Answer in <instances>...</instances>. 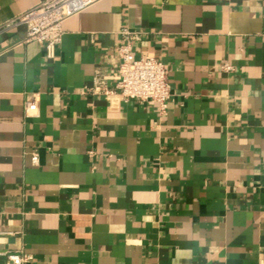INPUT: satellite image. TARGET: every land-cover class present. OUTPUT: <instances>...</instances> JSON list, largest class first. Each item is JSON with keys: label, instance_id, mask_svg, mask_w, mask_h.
<instances>
[{"label": "crops", "instance_id": "1", "mask_svg": "<svg viewBox=\"0 0 264 264\" xmlns=\"http://www.w3.org/2000/svg\"><path fill=\"white\" fill-rule=\"evenodd\" d=\"M42 1L0 0V264H264V0H97L52 57L9 25ZM123 28L165 108L82 93Z\"/></svg>", "mask_w": 264, "mask_h": 264}, {"label": "built area", "instance_id": "2", "mask_svg": "<svg viewBox=\"0 0 264 264\" xmlns=\"http://www.w3.org/2000/svg\"><path fill=\"white\" fill-rule=\"evenodd\" d=\"M97 0H44L35 7L22 13L9 25H23L26 29L25 41L35 40L41 43L46 56L52 57L55 48L61 42L62 23L68 17L90 6ZM140 31L123 28L120 31L121 42L117 47L119 58L118 81L115 87L108 86L105 76L97 71L91 86L85 87L82 93L87 94H120L124 101H154L160 108H165L171 96V88L164 63L155 57L133 54V44L140 38ZM225 70L232 67L225 63ZM37 110V102L29 101L24 105L25 115ZM36 150L32 152L31 163L38 164ZM8 262L24 264L31 258L25 253H8Z\"/></svg>", "mask_w": 264, "mask_h": 264}]
</instances>
